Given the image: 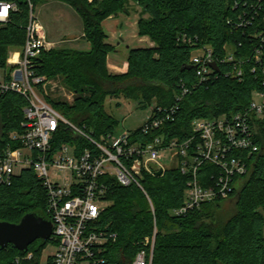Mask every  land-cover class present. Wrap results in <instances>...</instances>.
I'll use <instances>...</instances> for the list:
<instances>
[{"label":"trees","instance_id":"obj_1","mask_svg":"<svg viewBox=\"0 0 264 264\" xmlns=\"http://www.w3.org/2000/svg\"><path fill=\"white\" fill-rule=\"evenodd\" d=\"M3 1V0H0ZM18 6L6 24L0 23V66H6L11 50L20 49L26 41L29 21L28 0H12ZM34 9L48 0H30ZM69 5L83 21V38L89 51L50 49L37 59V75L62 77L76 100L69 104L48 97V101L67 120L94 138L117 132L119 122L105 109L107 98L123 96L140 107L152 106L153 115L160 109L178 105L173 122L159 129L134 131V141L149 143L156 138L183 141L192 134V123L200 118H213L248 108L254 91H262L261 72L256 52H262L264 63V0H58ZM142 9L137 22L139 37H147L152 47L131 48L128 69L111 75L108 57L116 52L108 43L103 22L119 14L129 15V5ZM144 15L148 17L145 18ZM186 39V40H185ZM208 47L216 58L234 55V63L221 64L219 77L203 83L192 67V59ZM242 63L243 77H227L236 63ZM189 89L180 102L182 87ZM27 99L17 93L0 96L2 135L0 148L8 135L21 131L23 109ZM149 120V121H150ZM148 121V122H149ZM259 153L238 192L233 195L234 211L225 219H216L212 208L225 201L204 205L187 215L176 217L172 211L184 203L187 177L176 168L163 175H145L142 183L152 201L137 186L123 187L116 180L104 178L107 203L96 226L118 234L107 246V264H132L146 237L156 231L152 264H264V122L259 124ZM62 143L77 144L79 153L88 143L75 138L67 127H61L54 149ZM210 175L211 166L204 167ZM30 213L52 221L48 213V194L33 170H25L10 184L0 181V221L19 223ZM210 221V222H208ZM53 241H36L29 247L40 257ZM13 246L0 251V264H13L22 256Z\"/></svg>","mask_w":264,"mask_h":264},{"label":"built area","instance_id":"obj_2","mask_svg":"<svg viewBox=\"0 0 264 264\" xmlns=\"http://www.w3.org/2000/svg\"><path fill=\"white\" fill-rule=\"evenodd\" d=\"M93 0H90L92 2ZM29 21L26 41L22 48L9 53L6 66H0V96L17 93L27 99L21 131L8 135V142L0 148V181L10 184L25 170H33L42 181L48 194V213L53 223L50 241L55 253L37 257L34 252L24 253L13 264H107L106 248L116 242L118 234L106 232L96 226L105 210L108 193L104 178L116 180L123 187L137 186L154 207L142 180L145 175H155L160 170L176 168L186 176V193L182 206L172 215L182 217L204 205L233 199L250 170L251 158L259 153L257 141L259 124L264 122V90L254 91L247 109L213 118H200L192 123V134L180 141L156 138L149 143L135 142L134 132H116L99 139L67 120L44 96L46 77L37 75V59L44 51L52 49L47 33L35 14L34 5L28 0ZM18 11L15 1H0V23L10 21ZM186 40V39H185ZM228 53L221 64L234 63ZM256 65L252 72H261L264 87L262 52L257 51ZM211 48L205 47L192 59V67L201 82L218 79L212 64L220 67ZM226 76L242 79V63L234 64ZM180 102L189 94L181 85ZM178 105L170 110L158 109L144 125L143 132L159 129L173 122ZM67 127L75 138L85 140L89 147L79 153L77 144L62 143L54 149V142L61 127ZM164 153L167 163H164ZM213 171L204 174V167ZM61 173H70L63 184L54 183ZM235 199V198H234ZM156 231L146 237L142 249L132 264H152Z\"/></svg>","mask_w":264,"mask_h":264},{"label":"rangeland","instance_id":"obj_3","mask_svg":"<svg viewBox=\"0 0 264 264\" xmlns=\"http://www.w3.org/2000/svg\"><path fill=\"white\" fill-rule=\"evenodd\" d=\"M129 15L119 14L118 17H111L103 22V28L108 35V43L116 48V52L110 54L111 62H115L123 71L128 66V52L131 48L147 47V44L141 42L138 36L137 22L142 15V9L135 3L129 5ZM35 14L41 24L43 25L48 39L53 42L52 49H71L77 50L78 47L70 43V38L84 36L83 21L79 14L75 12L69 5L58 0H48L44 4L39 5ZM147 18V15H144ZM123 26V28H122ZM151 42V41H150ZM84 49L81 51H89L90 44L84 41ZM152 43V42H151ZM153 44V43H152ZM130 48V49H128ZM17 49L11 50L9 53L15 52ZM79 50V49H78ZM196 54H200L196 52ZM108 61V71L111 75H117L115 69L112 67L114 64ZM43 93L48 101L54 99L56 101L66 102L69 104L74 103L76 94L71 92L64 84L62 77L58 76L54 79L48 78L43 88ZM49 102V101H48ZM106 111L115 117L119 122L117 132H134L144 126L151 118L153 107H140L137 102L127 101L123 96L119 98H107L105 103ZM24 112V109L22 110ZM2 135V117L0 113V137ZM167 156L164 153V163H167ZM70 173H61L57 178L51 177L54 183L63 184L64 181L69 180ZM234 201L227 200L220 205V208H212L216 214V219H225L231 211H234ZM110 203H106L107 208ZM210 222V221H208ZM56 247L49 244L42 252L43 257H47L55 253Z\"/></svg>","mask_w":264,"mask_h":264},{"label":"water","instance_id":"obj_4","mask_svg":"<svg viewBox=\"0 0 264 264\" xmlns=\"http://www.w3.org/2000/svg\"><path fill=\"white\" fill-rule=\"evenodd\" d=\"M212 67L218 70L216 64ZM157 175H163V171L160 170ZM52 234L53 223L35 213L25 215L19 223L0 221V251L13 246L21 253H27L36 241H50Z\"/></svg>","mask_w":264,"mask_h":264},{"label":"crops","instance_id":"obj_5","mask_svg":"<svg viewBox=\"0 0 264 264\" xmlns=\"http://www.w3.org/2000/svg\"><path fill=\"white\" fill-rule=\"evenodd\" d=\"M110 19H113L114 18H110ZM123 28V26H122ZM141 39V42H144L147 44V47H152L153 44L150 42L149 38L147 37H143V38H140ZM47 40L49 43L53 44V42H50L49 39H48V36H47ZM70 43L73 45H76L78 47V49H84V41H86L83 36H80V37H75V38H70ZM74 47V46H73ZM136 48H145V47H136ZM77 49V50H78ZM130 49V48H128ZM108 61H109V68H110V64L112 63L111 62V59H110V56L108 57ZM112 64H114L112 67L115 69L114 71H116L117 73L116 74H122V73H125L128 69V66H126V69H124L123 71H119L121 70L118 66H116L115 62H113Z\"/></svg>","mask_w":264,"mask_h":264}]
</instances>
